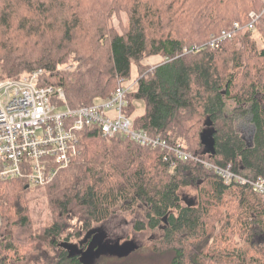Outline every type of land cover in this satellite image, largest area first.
<instances>
[{"label": "trees", "instance_id": "16d2710c", "mask_svg": "<svg viewBox=\"0 0 264 264\" xmlns=\"http://www.w3.org/2000/svg\"><path fill=\"white\" fill-rule=\"evenodd\" d=\"M251 13L264 44V0H0V81L41 71L38 86L61 88L74 109L123 86L132 131L264 182V48L247 28ZM233 23L239 31L218 48L184 53ZM135 102L143 112L130 118ZM246 118L249 145L236 128ZM208 131L214 153L202 155ZM189 187L194 196L182 194ZM43 188L52 222L34 231L27 182L0 181V264H42L45 249L55 252L48 264H85L119 213L139 214L135 232L161 233L170 264H264V195L162 148L83 130Z\"/></svg>", "mask_w": 264, "mask_h": 264}, {"label": "built area", "instance_id": "2783aa9c", "mask_svg": "<svg viewBox=\"0 0 264 264\" xmlns=\"http://www.w3.org/2000/svg\"><path fill=\"white\" fill-rule=\"evenodd\" d=\"M254 22L247 26L254 29ZM239 30L233 23L229 29L210 37L206 45L192 46L184 53H198L207 46L216 49ZM41 71L18 79L0 81V181L24 179L29 188L49 184L57 172L65 168L74 154L78 134L98 129L103 137L121 135L141 146L162 148L177 160H196L214 170L225 183L248 184L252 191L264 195V182H249L229 168H217L195 159L181 146H168L164 141L131 130L123 114L125 89L118 85L105 100L91 106L71 108L61 88L38 86Z\"/></svg>", "mask_w": 264, "mask_h": 264}, {"label": "rangeland", "instance_id": "374dc122", "mask_svg": "<svg viewBox=\"0 0 264 264\" xmlns=\"http://www.w3.org/2000/svg\"><path fill=\"white\" fill-rule=\"evenodd\" d=\"M125 20V18H124ZM117 23L116 21H114ZM118 24V23H117ZM1 32V30H0ZM2 38V35H0ZM251 38L255 40L256 46L258 50L264 48V44L259 37V34L255 31H252ZM237 48H239L237 46ZM160 59L155 58L152 59L149 63L152 68L153 65L159 63ZM125 87L128 90L133 89L135 87V70L132 69V78L125 83ZM143 112V105L140 102H135V110L130 112V118L136 117ZM130 121V119H129ZM131 124V121H130ZM132 127V124H131ZM236 128L241 138L245 141L247 145L252 143V136L254 133L253 125L251 124L249 119H238ZM188 153V152H187ZM190 154V153H188ZM192 155V154H190ZM168 174L170 176L173 175L172 171L168 170ZM195 189L189 187L184 190L182 194H189L190 196H194ZM26 200L31 209V217H32V227L33 230L36 231L38 229L45 228L49 226L52 222L46 190L43 188H30L26 192ZM184 198V195H183ZM139 214H115L112 216L107 222H105L100 231L105 233V240L107 245L117 244L121 247L127 246L132 248L126 255L122 256H101L91 262L87 263H96V264H170V254L164 251V247H161L162 242L161 236L158 231H149L148 229H144L140 232H135L133 227L137 220H139ZM98 228V227H97ZM104 229L107 231L105 232ZM260 241L257 239L255 243H259ZM45 254H47L49 260L43 262L42 264H48L51 259L54 258L55 252L51 250H44ZM87 258H85L86 260ZM39 264V263H34Z\"/></svg>", "mask_w": 264, "mask_h": 264}, {"label": "water", "instance_id": "95a60500", "mask_svg": "<svg viewBox=\"0 0 264 264\" xmlns=\"http://www.w3.org/2000/svg\"><path fill=\"white\" fill-rule=\"evenodd\" d=\"M206 125L209 126L210 124L206 123ZM202 137H203V144H204V150L202 151V155H212L214 151H213V144H211V142L209 141L210 140L209 131L207 133H204ZM104 238L105 236L101 234V236H99V241H96L95 244L91 243L87 252L82 253V258L85 264H90L87 262L88 261L91 262L92 260L99 258L101 255L109 254L113 256L115 255L122 256V255H126L131 249H135L134 247L132 248L131 245H130V248H128L127 246L121 247L117 244H114L112 246L107 245L106 243L102 242V239ZM85 258L87 259L85 260Z\"/></svg>", "mask_w": 264, "mask_h": 264}, {"label": "bare ground", "instance_id": "6f19581e", "mask_svg": "<svg viewBox=\"0 0 264 264\" xmlns=\"http://www.w3.org/2000/svg\"><path fill=\"white\" fill-rule=\"evenodd\" d=\"M249 19H250V22L252 21V22H255L256 21V19H257V17L253 14V13H251V14H249ZM249 22V23H250ZM248 23V24H249ZM248 24H247V26H248ZM254 24V23H253ZM249 30V29H248ZM239 31V30H238ZM237 32V31H236ZM229 40V39H228ZM224 42V41H223ZM149 137V136H148ZM160 140V139H159ZM162 141V140H161ZM134 143H136V142H134ZM166 143V142H165ZM137 144V143H136ZM137 145H139V144H137ZM141 146V145H140ZM179 146V145H178ZM142 147H148V146H142ZM148 148H151V147H148ZM157 148V147H156ZM151 149H153V148H151ZM197 160H200V161H202L201 159H198L197 158ZM183 161V160H182ZM195 162H197V163H200V162H198V161H196L195 160ZM201 164V163H200ZM203 165V164H202ZM170 169H172V168H170Z\"/></svg>", "mask_w": 264, "mask_h": 264}, {"label": "flooded vegetation", "instance_id": "af4514ba", "mask_svg": "<svg viewBox=\"0 0 264 264\" xmlns=\"http://www.w3.org/2000/svg\"><path fill=\"white\" fill-rule=\"evenodd\" d=\"M105 232H107L105 229H104Z\"/></svg>", "mask_w": 264, "mask_h": 264}]
</instances>
